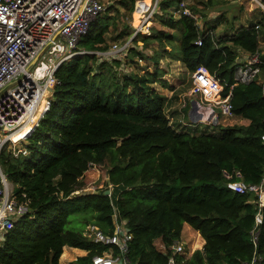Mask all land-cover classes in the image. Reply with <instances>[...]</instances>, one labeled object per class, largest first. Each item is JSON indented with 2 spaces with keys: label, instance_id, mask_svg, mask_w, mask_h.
I'll return each instance as SVG.
<instances>
[{
  "label": "trees",
  "instance_id": "16d2710c",
  "mask_svg": "<svg viewBox=\"0 0 264 264\" xmlns=\"http://www.w3.org/2000/svg\"><path fill=\"white\" fill-rule=\"evenodd\" d=\"M136 1L121 4L133 10ZM179 2L162 0L160 10L171 14ZM106 21L99 16L81 40L79 49L89 53L56 71L55 101L23 141L29 154L12 157L2 151V168L30 213L0 242V264H61L65 246L88 252L67 264H92L109 247L84 231L93 224L111 234L115 214L132 233L134 264H167L185 223L206 243L190 257L176 256L177 264H247L254 258L264 264V206L255 245L258 197L227 187L228 181L259 185L264 180V67L257 81L232 89L234 115L248 125L218 124V132L178 130L167 114L168 97L151 86L167 84L158 71L120 77V60L98 54L109 50ZM163 21L179 37L138 33L133 44L157 41L164 49L153 59H175L189 73L205 66L228 85L223 95L235 83L238 50L255 53L264 33L263 24L259 29L251 24L218 37L215 26L200 29L189 16L171 14ZM199 37L202 45L196 44ZM94 164L107 166L111 193H76L85 188L84 175Z\"/></svg>",
  "mask_w": 264,
  "mask_h": 264
},
{
  "label": "built area",
  "instance_id": "2783aa9c",
  "mask_svg": "<svg viewBox=\"0 0 264 264\" xmlns=\"http://www.w3.org/2000/svg\"><path fill=\"white\" fill-rule=\"evenodd\" d=\"M141 3L139 8L147 6L144 13L150 5ZM106 10L107 6L101 0H0V242L18 220L30 213L28 202L19 200L14 184L2 168V151L9 144H22L38 124L50 107L51 101H48L40 116L45 95L58 83L56 71L72 57L89 53L80 50L79 44L89 34L92 23ZM179 14L197 19L184 0L179 2ZM259 28L260 24H256V29ZM202 41L203 38L199 37L196 44L202 45ZM127 46L119 48L115 44L111 50L98 54L109 59L117 52L122 53ZM263 55L257 50L235 67V83L226 95L223 92L228 85L205 66H199L192 73L194 85L190 90V95L197 101L192 114L194 122L213 124L219 116L233 117L232 89L237 84L258 80L264 67ZM29 127L31 129L25 134ZM19 154L28 155L29 151L24 147L18 150ZM227 187L235 192L257 195L259 211L251 232L257 245L264 206V180L259 185L228 181ZM114 222L111 234L93 224L86 227L84 235L87 238L109 247L103 254L95 255L92 264H134L129 259L132 233L126 221L120 220L117 214ZM171 249L167 264H177L176 256L183 255L184 246L178 241ZM255 263L256 258L247 264Z\"/></svg>",
  "mask_w": 264,
  "mask_h": 264
},
{
  "label": "rangeland",
  "instance_id": "374dc122",
  "mask_svg": "<svg viewBox=\"0 0 264 264\" xmlns=\"http://www.w3.org/2000/svg\"><path fill=\"white\" fill-rule=\"evenodd\" d=\"M101 1L107 6V10L100 16L107 20L104 24L108 25L109 30L106 34L109 50L114 48L115 44H117L119 48H122V46L126 44L128 45L126 50L125 48L122 50V53L117 52L115 54L116 58L121 62L118 68V75L123 77L132 72L143 75L147 71H158L159 74H161V78L165 80L167 84L163 85L161 82H157L151 86L168 97L167 114L173 126L178 130H190L192 127L189 125L197 126L194 121L188 119V110H190L192 106L191 101L194 100V97L190 95V90L194 85L193 74L189 73L182 62L172 58L163 57L156 62L153 57L158 56V52L161 53L164 49L157 41H149L148 44L142 43L141 41L136 44L132 42V39L138 33L146 36L153 32L164 31L179 37V33L167 27L163 21L168 20L171 14L174 19L180 18L179 5L171 7V14L166 15L160 10L159 4L162 0H137L133 10L123 7L121 0ZM184 1L197 17L196 21L200 29H205L206 25L215 26V33L218 37L225 34H233L239 28L251 24H263L264 28V0H212V4L208 3L209 0ZM143 2L150 5V8L144 13L141 8L139 10L140 3L143 4ZM261 34L263 39L260 42L258 51L264 53V33ZM171 47V45H167L168 50H170ZM130 48H135L138 54L135 53V55H133L130 51L128 52ZM142 55L146 58L141 59ZM249 55L248 53L247 57ZM263 80V77L262 80L260 78V81ZM53 94L54 90H51L50 93L46 94L44 97L39 113L40 116H42L41 114L46 109L48 101H55ZM185 102L187 105L184 107ZM185 108H187V111ZM227 122L230 123L229 121ZM184 123H186V125ZM205 124L206 123H199V132L196 133L204 132L203 128H205ZM215 129L218 130V127H215ZM24 146V142L18 146L9 144L4 152L6 155L10 154V156L16 157L15 155L18 154V150L24 148ZM83 181L86 186L78 193L100 192L102 190L112 191L106 165H92L85 173Z\"/></svg>",
  "mask_w": 264,
  "mask_h": 264
},
{
  "label": "crops",
  "instance_id": "0c3cea01",
  "mask_svg": "<svg viewBox=\"0 0 264 264\" xmlns=\"http://www.w3.org/2000/svg\"><path fill=\"white\" fill-rule=\"evenodd\" d=\"M248 53L244 52V51H238V58H237V63H241L244 61V59L247 57ZM192 102V101H191ZM187 105V103L185 102L184 107ZM192 109V106L190 108L189 111V117L188 119H191L190 116V111ZM234 118H227V117H222L219 116V120H217L215 123L213 124H205V128H203L204 132H218L217 129H215V127H217L218 124H222V125H233V124H245L248 125L249 124V120L246 119H241L236 117L235 115L233 116ZM227 121H229L230 123H228ZM186 125V123H184ZM199 123H196L197 126H191V129H193L194 132H199ZM198 127V128H196ZM202 133V132H201ZM180 242L183 244L185 252L183 253V256L185 257H190L195 251L197 250H204V246H205V239L201 236L200 232L195 230L194 228H192L188 223L184 224L183 227V232H182V238L180 240ZM157 245L159 248L163 249L165 247V245L158 240L157 241ZM88 252L86 250L80 249V248H74V247H69V246H65L64 250H63V254L60 258V263L61 264H67L73 260H76L78 257L80 256H84L86 255Z\"/></svg>",
  "mask_w": 264,
  "mask_h": 264
},
{
  "label": "water",
  "instance_id": "95a60500",
  "mask_svg": "<svg viewBox=\"0 0 264 264\" xmlns=\"http://www.w3.org/2000/svg\"><path fill=\"white\" fill-rule=\"evenodd\" d=\"M196 108H197V101L194 99V100H192V110H191V112H190V116H191V120H192V121H196V120L193 118V116H192L193 111H195ZM106 194H110V192L107 191Z\"/></svg>",
  "mask_w": 264,
  "mask_h": 264
},
{
  "label": "bare ground",
  "instance_id": "6f19581e",
  "mask_svg": "<svg viewBox=\"0 0 264 264\" xmlns=\"http://www.w3.org/2000/svg\"><path fill=\"white\" fill-rule=\"evenodd\" d=\"M146 8H147V6H142V7H141L142 10H144V9H146ZM139 10H140V8H139ZM45 96H46V95H45ZM30 129H31V127L27 128L26 131H25V134H26L27 132H29Z\"/></svg>",
  "mask_w": 264,
  "mask_h": 264
}]
</instances>
